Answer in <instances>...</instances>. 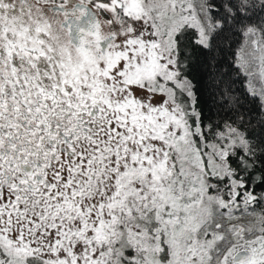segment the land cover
Returning a JSON list of instances; mask_svg holds the SVG:
<instances>
[{
  "label": "snow or ice",
  "instance_id": "1",
  "mask_svg": "<svg viewBox=\"0 0 264 264\" xmlns=\"http://www.w3.org/2000/svg\"><path fill=\"white\" fill-rule=\"evenodd\" d=\"M0 264H264V0H0Z\"/></svg>",
  "mask_w": 264,
  "mask_h": 264
}]
</instances>
